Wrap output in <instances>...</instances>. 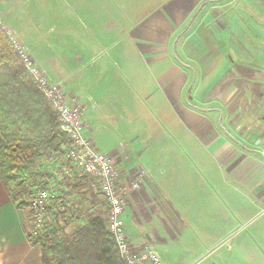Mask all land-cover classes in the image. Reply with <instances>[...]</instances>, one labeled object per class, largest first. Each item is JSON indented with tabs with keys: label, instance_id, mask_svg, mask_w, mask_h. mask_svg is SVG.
Segmentation results:
<instances>
[{
	"label": "crops",
	"instance_id": "obj_1",
	"mask_svg": "<svg viewBox=\"0 0 264 264\" xmlns=\"http://www.w3.org/2000/svg\"><path fill=\"white\" fill-rule=\"evenodd\" d=\"M112 1L113 6L106 9V0H98L100 11L91 10L83 16L86 41L74 58V69L70 63L62 68L53 57L49 63L36 61L66 94L80 98L87 124L84 136L91 138L101 153L111 154L122 174L132 179L136 176L137 154L145 146L150 176L142 189L129 195L125 213L133 247L141 248L153 238L148 221L153 216L151 209L157 216L155 209L169 213L163 207L167 194L178 200L175 225L180 238L199 243L200 249L206 250L210 244L211 264H220V259L227 264H261L264 0H223L217 6L224 9L220 18L227 19L220 41H237L236 47L227 44V55L220 60L232 68L229 72L226 68L224 75L196 78L193 102L183 90L189 79L171 74V59L175 71L183 70L185 63L176 54L175 44L172 58L169 56V36H161L163 40L156 45L150 33L139 35L137 7L129 4L123 18L116 4L122 0ZM235 20L240 21L241 30L235 27ZM126 29L130 32L122 33ZM100 32L110 36V44L100 42ZM139 40L145 43L140 53ZM232 51H237L234 57ZM127 145L133 149L128 156ZM165 163L178 166L177 194L169 192L172 175ZM192 196L194 209L189 206L194 203ZM98 204L89 209L98 210ZM30 231L28 208L19 209L9 186L0 180V264H42L40 246L28 240ZM219 243L224 246L213 247Z\"/></svg>",
	"mask_w": 264,
	"mask_h": 264
},
{
	"label": "rangeland",
	"instance_id": "obj_2",
	"mask_svg": "<svg viewBox=\"0 0 264 264\" xmlns=\"http://www.w3.org/2000/svg\"><path fill=\"white\" fill-rule=\"evenodd\" d=\"M222 1L130 0V2H126L122 0L121 3L116 4L117 10L122 11L123 18L126 16L124 12H128L126 8H128L129 4L137 7L136 22L139 35L143 32L146 34L150 33L155 40L153 43L156 45H159L160 41L163 40L161 36H169L171 40L169 56L172 58V45L175 44L176 54L186 64L182 66L183 70L181 69L180 72L178 70L175 71L173 64L176 63L170 58L173 62L170 65L171 74L182 75L189 79L183 90L189 93L193 102L196 78L202 80L204 79L203 76L216 75L217 73L224 75L226 74V68L228 72L232 68L220 61L227 55V44L236 47L235 43L237 42L235 39H229L227 43L220 41V38L224 37L223 33L226 30L225 23L227 22V19L220 18L224 14V9L217 8ZM113 3L112 0H106L103 5L108 9L107 7L113 6ZM97 6H101L98 4V0H0V24L5 30L10 32L11 36L21 47L25 48L24 50L28 56L34 61L39 58L43 62L49 63L51 62L50 57H53V60L60 64L62 68H64V64L70 63L69 65L74 69V58L76 55L81 54V49L86 41L82 35L84 32L83 16L88 11L95 10L94 12H96V9L99 10ZM122 20L129 23V19ZM239 22V20H235V27L241 30ZM131 27L133 31V22ZM128 30L126 29L122 33H126ZM97 35L100 42L105 46L106 43H111L110 36L108 37L107 34L100 32ZM220 42L224 46H221ZM141 44L145 43L139 40V53L140 47H142ZM156 53H158V49L155 47L154 54ZM232 53L234 57L237 51L235 53L232 51ZM94 54L97 53L95 52ZM217 57L218 60H216ZM40 60L39 62H41ZM37 65L49 83L63 90L61 85L50 80L38 62ZM200 92H203V89H200ZM142 144L144 145V143ZM144 148H142L139 155L137 154L138 159L136 158L137 174L145 173V180L141 189L145 186V182L150 176V170L146 167L144 161ZM130 149L133 151L127 145L126 156L130 154ZM140 155H142V158ZM61 161L62 159L59 158H52L51 160L42 158L37 161L36 168H45L48 183L44 182V176L41 174V176L37 175L36 171L38 169L36 168H33L30 175L40 186L47 184L53 187L51 189L52 194L61 196L69 204V215L63 216L61 219L53 218L50 224L51 230H56L59 236L71 233L77 226L83 225L88 220L90 213H93L89 208L96 202L100 204V208L95 210L94 214L103 216L106 223L107 208L94 182L80 175L74 176L73 180L69 177L58 175L63 167L60 166ZM164 165H166L165 168L172 175V181L168 182L170 186L169 192L177 194L178 166L175 163H165ZM204 166L207 167V164H204ZM159 170H161V167ZM7 186H9L13 196L16 197L19 194L12 183ZM192 186L190 187L191 193L194 194V186ZM184 190L188 191L187 186L186 188L184 187ZM29 191L26 192L23 199L19 200V202L25 203L26 206L29 200ZM189 194H186V200ZM192 200L194 203H189V206H192L190 209H194L196 202L195 197ZM161 202L162 200L158 201V204H161ZM177 202L178 200L173 195L168 196L165 194L163 196V207L165 209L168 208L169 213L155 209L159 215L157 216L154 210L151 209L153 216L148 221L153 228L151 233L153 238L142 243V245L147 243L154 245L167 264H211L209 256L213 248L210 244L205 250L200 249L199 243L180 238L178 228L175 225L178 220ZM153 205H155L154 202ZM150 214L152 215V212ZM71 218H74V220H70ZM243 229L245 231L249 230V228ZM261 245L264 248V243H261ZM214 246L220 248L224 246V243L215 244ZM260 262L264 264V257ZM219 263L227 264V260L220 259Z\"/></svg>",
	"mask_w": 264,
	"mask_h": 264
},
{
	"label": "trees",
	"instance_id": "obj_3",
	"mask_svg": "<svg viewBox=\"0 0 264 264\" xmlns=\"http://www.w3.org/2000/svg\"><path fill=\"white\" fill-rule=\"evenodd\" d=\"M68 143L58 114L0 25V180L19 192L12 195L19 209L26 207L19 200L29 188L40 186L30 177L37 161L61 159ZM34 244H40L42 264H123L101 215L62 236L49 226Z\"/></svg>",
	"mask_w": 264,
	"mask_h": 264
},
{
	"label": "built area",
	"instance_id": "obj_4",
	"mask_svg": "<svg viewBox=\"0 0 264 264\" xmlns=\"http://www.w3.org/2000/svg\"><path fill=\"white\" fill-rule=\"evenodd\" d=\"M4 31L23 60L26 69L36 81L42 95L58 114L59 127L69 139L61 156L60 166L63 167L58 175L69 177L71 180L74 176L80 175L94 182L107 208L106 230L114 241L123 264H166L153 246L146 244L141 248H134L128 234L125 217L128 198L131 193L141 189L145 173L137 174L133 179L127 177L121 173L119 164L111 154L97 150L93 140L84 136L87 124L85 107L80 98L66 94L57 86L49 83L37 63L28 56L25 48L14 40L8 30L4 29ZM37 169L36 173L44 176V182L48 183L45 168L38 167ZM43 186L30 188L26 206L31 218L28 240L32 244L42 238L53 218L61 219L70 213L69 204L64 198L53 195L52 187L47 184ZM90 214H94V211Z\"/></svg>",
	"mask_w": 264,
	"mask_h": 264
}]
</instances>
